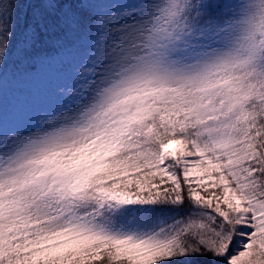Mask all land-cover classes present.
Segmentation results:
<instances>
[{
    "label": "snow or ice",
    "instance_id": "1",
    "mask_svg": "<svg viewBox=\"0 0 264 264\" xmlns=\"http://www.w3.org/2000/svg\"><path fill=\"white\" fill-rule=\"evenodd\" d=\"M0 264H264V0H0Z\"/></svg>",
    "mask_w": 264,
    "mask_h": 264
},
{
    "label": "trees",
    "instance_id": "2",
    "mask_svg": "<svg viewBox=\"0 0 264 264\" xmlns=\"http://www.w3.org/2000/svg\"><path fill=\"white\" fill-rule=\"evenodd\" d=\"M56 67H51V68H46L38 71L34 76L25 84L20 85L21 89L24 90L25 92L31 93L32 96H36L39 94L41 91V84L43 80L45 79V76H49L51 73H54ZM20 89V90H21ZM16 93L13 89L12 86L7 84L5 87V104L11 103V98L12 94ZM17 95V93H16ZM10 99V100H9Z\"/></svg>",
    "mask_w": 264,
    "mask_h": 264
},
{
    "label": "rangeland",
    "instance_id": "3",
    "mask_svg": "<svg viewBox=\"0 0 264 264\" xmlns=\"http://www.w3.org/2000/svg\"><path fill=\"white\" fill-rule=\"evenodd\" d=\"M62 83V73L59 70V72L51 73L49 76H45V79L43 80L41 84V91L39 92L38 95L33 96L35 97L38 101H45L49 100L54 97L55 91L57 87ZM9 84L12 86V89L19 94V91L21 89L20 85L12 84V83H6V85ZM5 85V87H6ZM16 93L12 94V98ZM11 98V101H12ZM10 100V99H9Z\"/></svg>",
    "mask_w": 264,
    "mask_h": 264
}]
</instances>
